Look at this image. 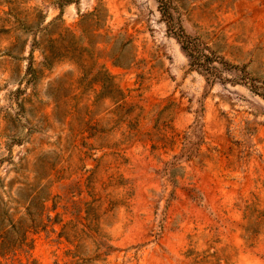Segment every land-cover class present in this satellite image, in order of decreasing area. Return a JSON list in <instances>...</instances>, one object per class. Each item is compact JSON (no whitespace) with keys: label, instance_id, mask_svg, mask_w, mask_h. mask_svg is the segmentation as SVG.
Instances as JSON below:
<instances>
[{"label":"rangeland","instance_id":"obj_1","mask_svg":"<svg viewBox=\"0 0 264 264\" xmlns=\"http://www.w3.org/2000/svg\"><path fill=\"white\" fill-rule=\"evenodd\" d=\"M0 264H264V0H0Z\"/></svg>","mask_w":264,"mask_h":264},{"label":"trees","instance_id":"obj_2","mask_svg":"<svg viewBox=\"0 0 264 264\" xmlns=\"http://www.w3.org/2000/svg\"><path fill=\"white\" fill-rule=\"evenodd\" d=\"M179 43L182 45V49L187 53L189 58L192 60V65L198 69H204L206 72H211L212 69L209 67L206 61H210L208 56L205 57V62L201 60V56L197 54V48L193 43V40L188 38L186 35L182 33L178 37ZM226 64V63H225ZM244 70V69H243Z\"/></svg>","mask_w":264,"mask_h":264}]
</instances>
